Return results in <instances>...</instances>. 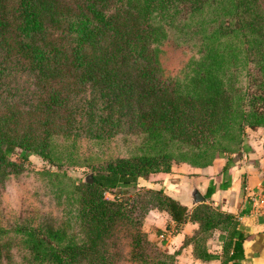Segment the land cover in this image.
<instances>
[{
    "label": "trees",
    "instance_id": "trees-1",
    "mask_svg": "<svg viewBox=\"0 0 264 264\" xmlns=\"http://www.w3.org/2000/svg\"><path fill=\"white\" fill-rule=\"evenodd\" d=\"M208 9L211 17L200 19L196 31L202 50L215 56L216 63L198 70L213 84L211 96H202L184 92L162 74L154 44L165 34V21ZM213 20L217 23L211 27ZM176 25L186 31L180 20ZM234 33L243 45L232 54H243L250 63L236 107L215 75L231 69L215 39ZM13 55L23 58L35 83L27 85L23 98L31 106L18 100L25 85L10 89L0 105V191L10 174L24 171L28 154L49 155L55 132L84 129L95 138L141 132L197 148L213 144L218 135L236 138L242 146L246 125L264 126V0H0V74ZM202 81L199 75L193 79L194 84ZM17 148L23 161L11 158ZM221 156L227 154L218 150L207 161L179 162L207 166ZM173 161L170 152L159 151L108 162L92 182L76 184L70 217L22 226L29 253L20 261L13 259V239L1 236L0 226V264H175L179 250L168 252L143 228L151 209L166 210L177 229L188 220L199 224L184 241L194 243L197 256H204L201 239L217 227L229 229L232 257L242 256L246 236L234 214L205 201L190 208L163 187L138 186L140 178L171 172ZM136 186L129 196H106L116 188ZM213 191L209 186L205 197Z\"/></svg>",
    "mask_w": 264,
    "mask_h": 264
},
{
    "label": "rangeland",
    "instance_id": "rangeland-1",
    "mask_svg": "<svg viewBox=\"0 0 264 264\" xmlns=\"http://www.w3.org/2000/svg\"><path fill=\"white\" fill-rule=\"evenodd\" d=\"M197 14L190 18L180 16L181 18H177L174 23L165 21V34L157 39L154 47L157 50L161 72L166 78L176 82L184 92L211 96L213 84L202 77L198 70H204V67L209 64L214 66L215 56H209L202 50L204 44L201 43L202 38L197 32L200 19L210 18L211 10L208 9L207 12H198ZM179 20L186 25V31L177 27L176 23ZM209 23H212V27L217 23V20ZM215 40H217L218 46L224 50L222 56L225 65L231 67L226 75L222 76L220 73H215V75L224 81V88L229 89L236 107L240 103L239 97L246 89V67L250 63L243 54L238 52L235 55L232 54V49L238 50L243 45L239 41L240 37L235 33L229 37H218ZM232 57L233 64L230 61ZM66 74L68 75V73ZM198 75L204 81L194 84L193 79ZM34 81L35 76L26 69L23 58L18 55L6 58L0 74V105L5 103V101L2 102L4 98L8 99L5 95L9 93L10 89L16 91L25 85L17 94L18 100L25 104V108L31 106L23 98L26 96L27 85L35 83ZM226 111L221 103L220 114H224ZM83 130L76 133L55 132L50 139V153L47 157L28 154V159L23 161L20 156V148L11 154L13 160L23 161L25 169L21 173L10 174L1 187L0 226L4 231L1 236L13 239L12 252L15 261H20L24 255L29 253L22 241L23 238H26L20 231L22 226L30 224L38 226L48 217H53L57 223L62 220L64 215L70 217L76 204V184L86 181L88 175H93L117 157L168 151L174 157L173 166H175L179 161L187 159L210 160L216 156L218 150H223L227 155H230L241 149L236 138L231 139V137L227 138L221 135L217 136L213 144L196 148L170 141L167 135L154 138L146 133L125 131L110 137L95 138L88 136ZM214 138L215 135L209 137V140ZM150 176L159 175L150 174L147 178L149 179ZM140 180L143 182V178ZM138 186L144 189L149 188L139 183ZM137 188L139 187L116 188L112 192H106V196L109 198H114L115 194L129 196ZM147 226L148 233L154 234L153 236L155 234L158 236L162 232L159 228H152L150 223ZM155 241L160 247H163L161 237Z\"/></svg>",
    "mask_w": 264,
    "mask_h": 264
},
{
    "label": "crops",
    "instance_id": "crops-1",
    "mask_svg": "<svg viewBox=\"0 0 264 264\" xmlns=\"http://www.w3.org/2000/svg\"><path fill=\"white\" fill-rule=\"evenodd\" d=\"M228 158L230 167L225 175L223 167ZM152 174L159 176L143 178V182L139 179V184L163 187L166 193L190 208L200 203L193 202L194 192L205 197L212 185L214 191L204 201L234 214L237 228L246 236L242 256L232 257L234 247L227 246L229 229L217 227L201 239L204 256H197L194 243L185 244L184 241L195 233L199 224L188 220L177 229L166 210L151 209L143 228L151 240L161 237L163 248L168 252L179 250L175 264H264V126H247L241 149L225 157H216L207 166L179 162L171 172ZM149 223L162 232L158 236L148 233Z\"/></svg>",
    "mask_w": 264,
    "mask_h": 264
},
{
    "label": "water",
    "instance_id": "water-1",
    "mask_svg": "<svg viewBox=\"0 0 264 264\" xmlns=\"http://www.w3.org/2000/svg\"><path fill=\"white\" fill-rule=\"evenodd\" d=\"M86 181L87 182L93 181V177L91 174L86 177ZM193 196H194V198H193L194 203L202 202L205 199V197L203 195L199 194V192H194Z\"/></svg>",
    "mask_w": 264,
    "mask_h": 264
}]
</instances>
